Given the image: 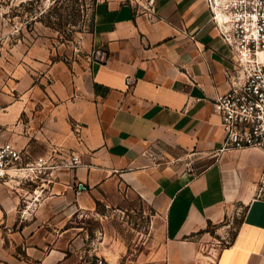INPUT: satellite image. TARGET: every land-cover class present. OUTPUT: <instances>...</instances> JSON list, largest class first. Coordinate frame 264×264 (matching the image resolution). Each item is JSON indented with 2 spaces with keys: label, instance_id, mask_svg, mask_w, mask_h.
<instances>
[{
  "label": "crops",
  "instance_id": "obj_1",
  "mask_svg": "<svg viewBox=\"0 0 264 264\" xmlns=\"http://www.w3.org/2000/svg\"><path fill=\"white\" fill-rule=\"evenodd\" d=\"M153 9L95 0L67 57L44 39L4 50L0 144L24 162L57 150L81 163L0 181V264H87L71 217L129 198L152 211L163 241L134 264H264V154L224 146L212 105L231 49L205 0ZM234 220L220 247L198 233Z\"/></svg>",
  "mask_w": 264,
  "mask_h": 264
},
{
  "label": "rangeland",
  "instance_id": "obj_2",
  "mask_svg": "<svg viewBox=\"0 0 264 264\" xmlns=\"http://www.w3.org/2000/svg\"><path fill=\"white\" fill-rule=\"evenodd\" d=\"M94 2L0 0V58L13 42L36 39L51 43L56 56L67 57L91 28ZM71 221L80 241V260L87 264L94 263L97 256L108 264H134L140 255L148 256L163 244L159 222L136 198L107 206L97 203L90 210L77 212ZM234 225L235 220L229 227L208 225L210 236L198 233L220 247L229 241Z\"/></svg>",
  "mask_w": 264,
  "mask_h": 264
},
{
  "label": "built area",
  "instance_id": "obj_3",
  "mask_svg": "<svg viewBox=\"0 0 264 264\" xmlns=\"http://www.w3.org/2000/svg\"><path fill=\"white\" fill-rule=\"evenodd\" d=\"M153 14L154 0H133ZM143 1V3H142ZM221 39L231 49L232 68L226 73L228 88L212 101L220 118L227 147H257L264 154V0H205ZM81 160L75 153L38 156L22 161L21 152L10 141L0 144V181L19 185L34 181L46 169L74 168ZM26 204L22 215L29 211ZM92 264H108L97 256Z\"/></svg>",
  "mask_w": 264,
  "mask_h": 264
}]
</instances>
